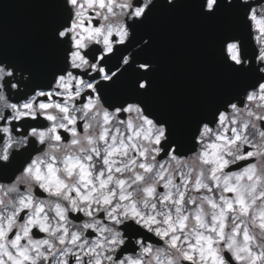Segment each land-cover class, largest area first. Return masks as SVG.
Masks as SVG:
<instances>
[{
  "label": "clouds",
  "instance_id": "1",
  "mask_svg": "<svg viewBox=\"0 0 264 264\" xmlns=\"http://www.w3.org/2000/svg\"><path fill=\"white\" fill-rule=\"evenodd\" d=\"M55 2L58 71L0 56V264H264V0ZM182 3L235 17L216 56L245 83L178 134L140 98L135 30Z\"/></svg>",
  "mask_w": 264,
  "mask_h": 264
},
{
  "label": "water",
  "instance_id": "2",
  "mask_svg": "<svg viewBox=\"0 0 264 264\" xmlns=\"http://www.w3.org/2000/svg\"><path fill=\"white\" fill-rule=\"evenodd\" d=\"M16 8L18 5L12 0H0V19L10 18ZM156 9L143 31L150 35L149 56L153 53L157 67L150 74L147 94L150 110L171 121L177 133L183 134L195 121L209 114L211 105L219 104L217 92L222 82L216 70V46L210 47L214 51L204 55L201 52L233 31L228 20L222 25L216 20L204 23L205 18L192 3H182L170 10L163 6ZM2 27L7 29L9 25L0 26L7 34ZM181 143L189 144L186 136Z\"/></svg>",
  "mask_w": 264,
  "mask_h": 264
}]
</instances>
